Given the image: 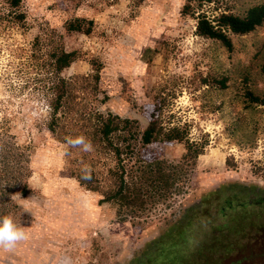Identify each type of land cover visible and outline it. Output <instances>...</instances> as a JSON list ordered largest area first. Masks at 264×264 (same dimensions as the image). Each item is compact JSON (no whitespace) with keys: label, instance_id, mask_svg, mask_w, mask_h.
Returning <instances> with one entry per match:
<instances>
[{"label":"rangeland","instance_id":"1","mask_svg":"<svg viewBox=\"0 0 264 264\" xmlns=\"http://www.w3.org/2000/svg\"><path fill=\"white\" fill-rule=\"evenodd\" d=\"M183 1L23 0V26L0 20V147L6 143L19 153L12 174L0 177V207L9 210L3 212L28 237L11 251L0 248V264H120L219 182L264 188V108L247 104L242 96L244 86L264 95V23L232 35L227 51L195 34L194 16L180 13ZM255 3L264 0H201L196 10L207 16L225 10L242 14ZM72 14L92 19L88 35L62 33V20ZM48 27L61 31L66 50L78 49L102 63L96 95L78 94V110L74 107L72 115L82 107H97L135 118L143 127V108L161 97V124L184 125L188 138L203 144L185 175L182 193L144 211L139 224L117 221L110 205L96 204L98 196L68 176L63 145L46 130L48 109L38 89L44 74L37 60L30 59V43ZM145 47L151 49L145 54H151L148 61L141 56ZM89 71L84 58L62 74ZM224 77L226 86L218 88L213 78ZM103 94L107 98L101 104L97 99ZM182 150L177 142L162 147L170 161ZM104 161L99 159L98 165ZM16 168L28 170L25 196H20L18 184L13 186ZM1 169L0 163L2 174ZM250 235L238 241L240 251L226 253L218 264H261L256 233Z\"/></svg>","mask_w":264,"mask_h":264},{"label":"trees","instance_id":"2","mask_svg":"<svg viewBox=\"0 0 264 264\" xmlns=\"http://www.w3.org/2000/svg\"><path fill=\"white\" fill-rule=\"evenodd\" d=\"M22 1L0 0V20L23 26ZM200 3L201 0H184L181 15L194 16L195 34L217 41L227 51L232 49V35L246 34L264 23V3L252 4L242 14L225 10L210 16L196 10ZM61 27L64 34L88 35L92 19L72 14L62 20ZM62 33L48 27L35 35L30 43V59L37 60L35 63L44 74L38 89L48 109L46 130L63 145L68 176L82 189L96 194V204L110 205L117 221L139 224L138 219L144 211L182 193L185 175L202 153L203 144L189 139L184 125L161 124L164 105L161 97H155L143 108V127L135 118L100 111L97 107L87 111L82 107L76 116L72 115L78 94L89 91L96 95L102 63L97 56L84 57L78 49L66 50ZM148 52L151 53V49L145 47L141 54L146 61L151 56L145 57ZM84 58L90 68L88 73L62 74L71 63ZM213 79L218 88L226 86L225 77ZM242 96L247 104L264 108V95L244 86ZM106 98L103 94L97 101L102 104ZM77 110L78 106L75 107ZM80 135L91 141L93 151L86 153L66 143L68 137ZM172 142L179 143L183 150L177 160L170 161L164 157L162 147ZM17 155L19 153L10 145H1V171L5 172L0 173V177L5 173L6 177L12 174L10 169L19 162ZM99 159L105 160L102 166L98 165ZM85 165L91 168L90 180L82 179L81 169ZM18 172L12 176L13 186L18 184L20 196H25L29 192L24 181L28 170ZM3 211L9 210L0 207V216L7 215ZM200 217L204 219L201 221ZM250 233H256V259L264 264V188L224 180L187 203L176 219L166 223L120 264H218L226 253L240 251L242 246L238 241L243 235L251 238ZM200 259L203 261L194 262Z\"/></svg>","mask_w":264,"mask_h":264},{"label":"clouds","instance_id":"3","mask_svg":"<svg viewBox=\"0 0 264 264\" xmlns=\"http://www.w3.org/2000/svg\"><path fill=\"white\" fill-rule=\"evenodd\" d=\"M66 143L70 147L80 148L86 153L93 151V145L91 141H89L83 135L76 136L75 138L68 137L66 139ZM81 173L82 179H91V168L89 166L85 165L81 169ZM27 238L28 237L27 233L25 232V228L18 226L11 215L0 216V248L11 251L19 242L24 241Z\"/></svg>","mask_w":264,"mask_h":264}]
</instances>
